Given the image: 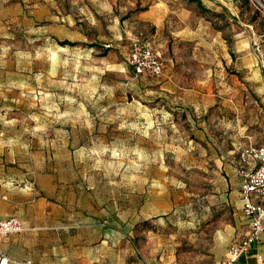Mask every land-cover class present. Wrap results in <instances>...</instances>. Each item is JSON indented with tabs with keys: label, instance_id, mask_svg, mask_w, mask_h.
<instances>
[{
	"label": "rangeland",
	"instance_id": "374dc122",
	"mask_svg": "<svg viewBox=\"0 0 264 264\" xmlns=\"http://www.w3.org/2000/svg\"><path fill=\"white\" fill-rule=\"evenodd\" d=\"M202 1L221 15L187 0H0L7 190L18 173L48 164L69 118L83 124L74 159L84 192L51 197L54 219L11 234L26 239L21 255L215 264L245 235L236 148L264 145V10L254 0ZM66 39L81 44H59ZM133 39L161 52L162 76L134 74ZM139 178L142 197L126 205V183Z\"/></svg>",
	"mask_w": 264,
	"mask_h": 264
},
{
	"label": "crops",
	"instance_id": "0c3cea01",
	"mask_svg": "<svg viewBox=\"0 0 264 264\" xmlns=\"http://www.w3.org/2000/svg\"><path fill=\"white\" fill-rule=\"evenodd\" d=\"M35 10L38 11L40 8ZM47 18L52 19L54 15L50 13ZM57 27L59 26L57 25L55 29ZM71 120L74 123H70ZM77 120V118H69L67 126H71L70 130L59 132L61 136L58 138L59 145L53 146L54 151L49 157L48 164H40L31 170L28 169L26 173H18L12 178L10 192L6 188L9 186L2 183L3 179L0 180V219L17 216L22 220L25 229H30L36 226L38 222L54 219L55 216H52L51 209H54L55 206L49 201L51 197L58 196V198L65 200L71 197L75 198L77 194L79 196L83 194L85 188L81 184L83 182H77L78 180L81 181L80 177L83 176L80 170H76L74 159L76 155L81 154V149H83L79 143L77 145L75 142L83 134V124H77ZM139 167L138 170H140ZM50 169L55 172L50 173ZM14 182L17 184L26 182V185L23 188L19 185L13 186ZM84 185L88 189L91 187L90 183ZM143 188L144 184L141 185L140 178L137 184L135 182L126 183V205L127 203L128 205L133 204L141 198ZM87 193L91 196L92 193H95L94 188L92 187L91 191ZM67 216L72 219L71 213H68ZM246 223L248 229L245 234L250 229L247 219ZM111 235H115L114 230H112ZM20 244H22V249L19 248L20 251H17L16 246H20ZM0 250L10 258L38 264L34 259L21 255V251L26 253V239L24 237L0 234ZM259 256H264V239L259 243H254L251 250L244 254L237 264H258Z\"/></svg>",
	"mask_w": 264,
	"mask_h": 264
},
{
	"label": "built area",
	"instance_id": "2783aa9c",
	"mask_svg": "<svg viewBox=\"0 0 264 264\" xmlns=\"http://www.w3.org/2000/svg\"><path fill=\"white\" fill-rule=\"evenodd\" d=\"M254 2L259 9L264 10L263 2ZM128 63L136 76L149 74L159 77L165 69L161 52L140 39L131 41ZM236 149L239 155L237 174L241 178V207L250 229L241 240L230 245L225 259L215 264H237L239 259L251 250L254 243L264 239V145L239 144ZM24 229L22 220L17 216L0 219V234H17ZM0 264L36 263L10 258L0 250ZM258 264H264V256H259Z\"/></svg>",
	"mask_w": 264,
	"mask_h": 264
},
{
	"label": "trees",
	"instance_id": "16d2710c",
	"mask_svg": "<svg viewBox=\"0 0 264 264\" xmlns=\"http://www.w3.org/2000/svg\"><path fill=\"white\" fill-rule=\"evenodd\" d=\"M187 1H189V2H191V3H196L197 5H198V7L204 12V13H208V14H211V19H213L214 17H216V16H220L221 14H219V13H217V12H215V11H213V10H210L209 8H207L206 6H205V4L203 3V1L202 0H187ZM214 25H216L218 28H221L222 26H218V24L216 23V22H214ZM59 42V44H61L62 46H65V45H70V46H77V45H79V44H81L80 42H77V41H70V40H59L58 41ZM84 44H86V43H84ZM87 45H89L90 47H100L98 44H96V43H94V42H92V43H89V44H87ZM101 48V47H100ZM103 49V51H102V54L103 55H106L107 53H108V51H109V49H107V48H102Z\"/></svg>",
	"mask_w": 264,
	"mask_h": 264
}]
</instances>
